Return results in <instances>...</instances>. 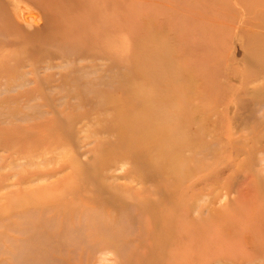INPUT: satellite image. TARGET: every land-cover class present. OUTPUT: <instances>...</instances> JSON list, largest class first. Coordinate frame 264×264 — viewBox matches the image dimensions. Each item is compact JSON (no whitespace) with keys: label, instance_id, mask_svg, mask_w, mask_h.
<instances>
[{"label":"rangeland","instance_id":"1","mask_svg":"<svg viewBox=\"0 0 264 264\" xmlns=\"http://www.w3.org/2000/svg\"><path fill=\"white\" fill-rule=\"evenodd\" d=\"M18 1L0 264H264V0Z\"/></svg>","mask_w":264,"mask_h":264},{"label":"bare ground","instance_id":"2","mask_svg":"<svg viewBox=\"0 0 264 264\" xmlns=\"http://www.w3.org/2000/svg\"><path fill=\"white\" fill-rule=\"evenodd\" d=\"M6 2H7V4L9 5V7H11V11L14 13V15L16 16V17H19L20 18V20L21 21H23L24 20V22L26 23V24H30V22L31 23H33V22H35V23H37L36 21L39 19L37 16H36V14L35 15H31V14H33V13H29V14H27V12L28 11H26V10H24V9H21L22 7H20V2L18 1V0H6ZM32 10V9H31ZM32 12H34V10L32 11ZM36 12V11H35ZM38 15V14H37ZM35 16V17H34ZM15 17V18H16ZM19 20V21H20ZM33 21V22H32ZM37 28V27H36ZM18 198V197H17ZM36 229V228H35ZM32 238V237H31ZM36 241V240H35ZM30 248V247H29ZM21 264V263H20Z\"/></svg>","mask_w":264,"mask_h":264}]
</instances>
